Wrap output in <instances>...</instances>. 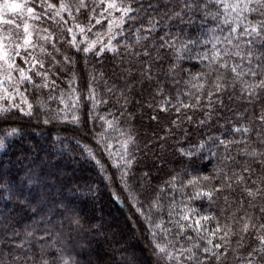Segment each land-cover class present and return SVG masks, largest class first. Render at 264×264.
I'll return each mask as SVG.
<instances>
[{"label":"snow or ice","instance_id":"snow-or-ice-1","mask_svg":"<svg viewBox=\"0 0 264 264\" xmlns=\"http://www.w3.org/2000/svg\"><path fill=\"white\" fill-rule=\"evenodd\" d=\"M209 21L214 27L207 26ZM161 22L168 30L157 42L154 34ZM44 24L48 26L40 27ZM126 24L134 39H126L122 45L114 43L117 36L124 35ZM0 25L9 26L8 31L0 28V121L7 125L0 132V151L21 134L11 117H42L45 125L71 123L80 133L76 143L82 158L94 164L106 186L119 182L120 189L112 190V199L121 202V192L126 194L124 200L134 210L133 219L148 240V257L133 255L124 264H226L229 253L238 264H264V0H165L162 9L160 0H0ZM97 25L103 30L93 31ZM181 25L198 30L182 35ZM173 26L176 33L170 31ZM200 45L205 49L196 58L204 71L189 74L183 81L187 88H176L173 100L170 92L165 93V82L170 79L172 85L180 84L177 70L183 53ZM121 51L124 55L116 67L123 73L124 87L117 89L104 79V72L88 65L90 57L119 56ZM173 53V62L164 71L159 62ZM100 80L106 95L98 90ZM146 81L162 97L159 112L150 118L159 123L160 115L170 109L176 118L170 120L163 136L156 135V140L147 141L142 149L132 125L122 117L130 103L126 90L130 93L137 83L143 87ZM117 91L116 102L123 100L124 111L119 117L111 109L102 113L101 107H107ZM226 93L229 99L236 97L252 107L247 120L240 112L235 113V122L225 118L230 125L226 134L240 139H226L222 133L200 134L199 140L192 141L184 125L210 129L217 104L225 107ZM176 136L187 141L188 147L177 141L181 167L166 171L170 163L167 141ZM157 143L159 152L155 151ZM233 145H243L237 156L248 158L238 170L229 174L227 165L214 166V175H203L194 167L196 158H203L205 152L215 156L213 149L221 146L223 161L236 160L230 154ZM149 152L155 157L150 164ZM253 165L260 170L256 179H252L257 171ZM28 182H33L32 177ZM0 187L8 190L7 185ZM221 199L223 206L217 215L213 208ZM197 201L199 207L194 206ZM52 204L49 213L61 217L60 230L53 236L49 228L56 224L49 219L42 235L36 236V229L26 231L27 237L36 236L39 256L31 249L8 252L9 258L0 259V264H78L63 248L56 247V242L63 239L65 221L70 231L83 229V209L66 197ZM212 222L215 227L210 228ZM22 246L15 245L17 249Z\"/></svg>","mask_w":264,"mask_h":264},{"label":"trees","instance_id":"trees-1","mask_svg":"<svg viewBox=\"0 0 264 264\" xmlns=\"http://www.w3.org/2000/svg\"><path fill=\"white\" fill-rule=\"evenodd\" d=\"M164 4L165 0H160L161 9ZM168 6H171V4ZM151 14L156 15V13ZM196 24L199 25L200 21L197 20ZM207 26L214 27V23L209 21ZM180 27L184 28L182 35L198 30L183 25ZM166 30L168 29L161 22L160 28L154 34L157 42L159 35H163V31ZM170 31L176 33L178 29L173 26ZM186 38L194 37L186 36ZM126 39H134L127 24L125 25L124 35L120 36L115 43L122 45ZM177 47H179L178 43ZM206 47L211 48V44ZM204 49V45H200V47L190 46V50L183 53V59L179 62L180 69L177 70L179 73L177 79L180 80L179 85H172L170 79L165 82V93L170 92L173 100L175 99L176 88L181 90L187 88L183 81L189 79V74L194 75L197 72L204 71L203 64L196 58V54L203 52ZM166 51L171 53L172 50L167 49ZM123 55L124 53L121 51L119 56L106 53L102 58L90 57L88 67L89 69L95 67L97 72H104V79L108 80L109 85L114 84L119 89L124 87V79L121 78L123 73L116 65L119 64ZM174 55V53L172 56L166 55L159 62L162 64L164 71H167L169 64L173 62ZM127 66V64L124 65V67ZM80 67H84L82 60ZM183 69H186L187 72L183 71ZM136 75L138 78L139 74L137 73ZM160 79L164 80V77L161 76ZM62 87L66 88L67 85L62 83ZM98 90L102 95H106L103 80L99 81ZM193 91L195 90L193 89ZM126 95L129 96L130 103L127 106V111L124 112L122 120L132 125L133 131L137 134V139L143 149L147 141H155L156 135H164V129L170 126V120L176 118V113L171 109L167 113H162L159 123L150 118L154 112H159L158 105L162 97L157 96L154 89L148 87L147 81L143 87L137 83L130 93L126 90ZM117 97H119L118 91L109 99L107 107H101V112L111 109L119 117L124 108L123 100L120 103L116 102ZM29 99L35 104L33 96L30 95ZM223 100L225 107L220 108L217 104L218 113L214 116L210 129L197 128L195 125H184V128L190 130V139L192 141L199 140L201 138L200 134L207 136L209 134L221 135L222 133H225L223 138L240 139L239 135L233 137L226 134V129L230 125L225 123V118L235 122L237 119L235 113L240 112L245 114L247 120V117L252 115V107L236 97L229 99V94L227 93L223 96ZM149 103L152 105L151 108L148 107ZM51 106L55 108L57 104L51 103ZM245 108L248 109L247 113L244 112ZM129 113L133 115L130 117ZM9 119L21 129V134L12 138L9 146L0 151V185H7L8 187V190L0 187V254H4L0 255V259L7 260L9 257L6 253L8 252L14 254L27 253L29 249L38 257L40 249L36 236L43 234L45 221L49 219L56 224L54 229L49 228L52 235L54 236L55 232L60 230L59 221L61 217L51 215L49 209L52 208L54 200L64 197L73 200L77 208L83 209L82 215L85 216V219L82 220L83 229L79 232L70 231L65 221L63 239L56 242V247L63 248L67 255L78 261V264H103V262L124 264L133 255L141 259L148 257V240L145 239L138 221L133 219L134 210L124 200L126 194L121 192L122 202L125 207H121L112 199L111 192L113 189H120L119 182L117 181L111 187L106 186L94 164L82 158V149L76 143V138L80 133L74 131V126L71 123L54 121L45 125L42 122V117L38 119L36 116L31 120L17 117ZM5 127L7 125L0 121V132ZM177 141H180L184 147H188V142L181 140L180 136L172 137L167 141L170 147L166 159L170 163L166 166V171L171 169L179 170L181 167L179 163L180 157L176 152V148L180 146V143H177ZM253 141H255L254 134ZM242 147L243 145H233L230 153L236 157L239 163L236 160L223 161L224 149L221 146L218 150L213 149V151L217 152L215 156L210 152H205L203 158H196L194 167L203 175H214V166L225 168L227 165L226 170L230 174L233 169L238 170L244 161L248 159L244 156H237V149ZM155 151L159 152L158 143ZM137 155L139 156L140 153H137ZM148 157L147 162L150 164L155 157L152 152L148 153ZM156 163H159V160H156ZM184 163L189 164L190 162L185 160ZM253 166L257 168V171L252 179H256L260 175V170L258 166ZM28 177H32V183L28 182ZM214 183H219V181H214ZM90 187L91 191L89 190ZM233 196L237 201L239 200V196L235 193ZM179 198L178 195L177 199ZM27 201L32 203L28 204ZM194 206L199 207L200 202H195ZM207 206L205 201L204 207L206 208ZM221 206H223V199L219 200L213 208L217 215H219ZM235 207L236 205H233V208ZM95 210H98L107 218L111 217L113 213H117L123 224L120 225L113 216L109 220L99 219L95 215ZM229 211H232V209H229ZM221 220L223 221L224 217H221ZM94 225H99L100 227H93ZM209 227H215V222H212ZM32 229H36V236L27 237L26 231H31ZM131 235H136L135 239H130ZM235 239L233 237V241ZM88 240L90 243H88ZM46 242L50 243L51 239L49 238ZM21 243L23 244L22 248L17 249L15 245ZM77 246L82 247L80 253L74 250ZM92 246L94 250L91 249ZM232 246L235 247L234 242ZM52 251L54 252L55 249ZM88 258H90L89 263L86 262ZM226 264H238V261H235L232 254L229 253Z\"/></svg>","mask_w":264,"mask_h":264},{"label":"rangeland","instance_id":"rangeland-1","mask_svg":"<svg viewBox=\"0 0 264 264\" xmlns=\"http://www.w3.org/2000/svg\"><path fill=\"white\" fill-rule=\"evenodd\" d=\"M24 2H26V0H24ZM13 19H16V17H12ZM24 18H26V14H25V17ZM24 18H22V19H24ZM86 18V17H85ZM102 24H104V27L106 28V22L105 21H102ZM48 25L47 24H44V25H40V27H47ZM13 28L15 27L14 25L12 26ZM0 28H2V29H4L5 31H8V29H9V26H7V25H0ZM103 29H101V26H99V25H97L95 28H94V30L93 31H102ZM21 31H22V29H21ZM91 35V34H90ZM120 36H117L116 37V40L119 38ZM115 40V41H116ZM115 41H114V43H115ZM121 207H125V205H124V203L121 201V202H118V201H116ZM95 215H96V217L97 218H99V219H105V220H109V218H111L112 216H113V218L115 219V220H117V222L120 224V225H122L123 224V222H122V220L120 219V216L117 214V213H113L112 214V216L111 217H106V216H104L102 213H100V212H98V210H95ZM135 237H136V235L135 236H132L131 235V237H130V239H135ZM88 243H90V241L88 240ZM82 248V247H81ZM81 248H80V246L78 247H75L74 248V250L77 252V253H80L81 251ZM91 249H93L94 250V248H93V246L91 247ZM89 260H90V258H88L87 260H86V262L87 263H89Z\"/></svg>","mask_w":264,"mask_h":264}]
</instances>
